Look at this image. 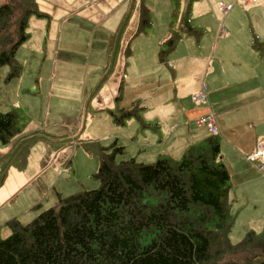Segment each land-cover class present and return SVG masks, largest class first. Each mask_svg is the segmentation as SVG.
<instances>
[{
	"label": "rangeland",
	"instance_id": "374dc122",
	"mask_svg": "<svg viewBox=\"0 0 264 264\" xmlns=\"http://www.w3.org/2000/svg\"><path fill=\"white\" fill-rule=\"evenodd\" d=\"M5 1L0 0V4ZM94 1L35 0L43 15L32 14L28 18L25 29L28 37L16 55L22 65L20 75L6 81L9 68L7 65L0 67V111L15 109L20 115V131L9 143L0 144V239L11 233L5 223L8 219L15 217L27 223L42 210L54 206L58 195L65 197L96 188L99 182L94 174L99 165L100 149L113 141L123 146L117 160L134 157L137 161L152 163L158 159L182 157V154L174 156L177 148L165 140L173 118L179 121L180 117L179 113H173L174 108L177 109L171 88L173 68L155 58L156 53L158 56L165 50L162 38L166 32L170 33L169 24L164 31L161 21L165 16L173 22L170 23L176 29H171V33L182 37L169 52L183 51L186 47L181 43L185 38H193L194 45L201 51V40L205 38L216 44L221 37L217 30L224 14L215 11L217 2L212 0L209 11L216 16L214 23L206 26L192 22V27L195 25L201 31L198 37H193L194 33H181L177 29L183 0H144L145 7L150 9L152 25L135 34V29L128 28L134 12L126 17L123 32H127L128 40L131 39L123 48L126 70L123 82L118 81L113 91L118 56L114 61L106 60L102 52L97 51L100 46L97 38L104 40L105 32L111 29L110 25L119 22L121 11L128 8L132 0H121L119 6L113 8L115 22L106 21L103 13V17L91 20L93 12L90 9L98 4L101 6V2ZM186 1L187 6L189 2L193 4L192 13L196 12L194 7L199 2L206 4V0ZM229 1L223 3L230 4L232 1ZM137 11L139 13V6ZM246 11L243 4L236 2L224 18L225 32H234L228 20L237 12L232 19L235 33L244 31L248 42L252 43V38L260 41L263 31L243 21ZM171 14L174 15L168 16ZM123 32L115 38L116 43L122 40ZM203 33L211 34L212 38ZM128 45L129 53L126 51ZM208 49L212 56L215 45ZM220 52L221 42L214 56ZM234 55L238 57L242 53L237 49ZM166 61L169 62L168 58ZM207 67L208 62L205 72ZM160 68L165 69L170 78L168 82L162 78ZM207 89L205 86L206 94ZM260 97L264 104L263 95ZM133 106L137 108L134 114L124 116L125 110ZM149 110L159 111L160 115L146 120L144 113ZM115 116H121L122 121H116ZM188 147L185 146L184 152ZM217 161L222 162L219 157ZM257 163L250 162L247 166L228 163L226 166L231 184L229 201L235 213L228 236L231 243L238 242L249 230L260 233L264 228V179L260 174L255 175L257 178L245 179L250 169L257 173Z\"/></svg>",
	"mask_w": 264,
	"mask_h": 264
},
{
	"label": "trees",
	"instance_id": "16d2710c",
	"mask_svg": "<svg viewBox=\"0 0 264 264\" xmlns=\"http://www.w3.org/2000/svg\"><path fill=\"white\" fill-rule=\"evenodd\" d=\"M144 4L130 2L118 31L109 38L106 60L114 61L119 45L115 38L136 6L135 34L151 25L150 9ZM32 14L43 15L35 0L0 4V67L9 68L6 81L20 75L16 53L27 40ZM186 17L177 29L197 33ZM171 29L176 28L170 26L160 60L180 38ZM252 47L263 52L264 42L254 40ZM134 110L133 106L123 114L130 116ZM114 119L122 121L121 116ZM19 120L15 109L0 111V144L9 143L20 131ZM122 152L123 146L115 141L100 149L96 188L58 195L54 206L27 223L8 219L11 233L0 239V264H264V228L260 233L247 231L238 242L229 241L235 213L229 201L230 174L217 161L218 137L210 135L191 145L177 160H117Z\"/></svg>",
	"mask_w": 264,
	"mask_h": 264
},
{
	"label": "crops",
	"instance_id": "0c3cea01",
	"mask_svg": "<svg viewBox=\"0 0 264 264\" xmlns=\"http://www.w3.org/2000/svg\"><path fill=\"white\" fill-rule=\"evenodd\" d=\"M94 2L97 4L101 2V6L98 4L97 7L94 6L95 9H90L93 12L90 17L91 20L94 21L98 16L103 17V13L106 21L115 22L114 14L116 10L114 11L113 8L116 7L121 0H95ZM211 2L212 0H206V4L199 2L194 7L196 12L192 13L191 9L193 4L189 2L187 6V1L183 0L182 12L177 18L178 22L187 16L188 24L191 27L193 25L192 22H194L195 25L205 24L206 26H211L216 19V16L209 11V7L212 8L211 5H209ZM216 2V4H218L219 2L229 3L230 1L216 0ZM244 6L247 8V14H245L243 21H246L245 23L249 22L251 25L254 24L259 31H263L260 35V42H264V0H256L255 3ZM185 7H187L186 11L184 10ZM214 9L219 12L216 7H214ZM137 10L138 6L133 10L136 18H132V22L128 27L131 31L134 29L136 30L137 27L139 16ZM126 11L127 7H124L119 15V22L115 25H110L111 29H109L108 33L105 32L104 40H102V38H97V42L100 44L97 51L102 52L106 59L109 58V52L107 50L109 38L116 32L120 19L125 15ZM228 13L224 14V17L220 19L221 21L219 20L217 35L221 37L216 41V44L210 43L208 39L204 38L201 40L200 51L198 47L196 48L194 45L193 38H185L183 43H181L186 47L183 51L175 52L176 50L174 49V52H169L166 55V57L168 56L169 62L166 61V57L161 60L164 61L165 65L169 67L172 66L173 68L171 82V88L173 90L172 97L174 99V107L178 109L174 108L173 113H179L180 117L179 121L173 118L167 130L165 140L170 141V145L177 148L174 156L183 155L185 146L203 143L211 134L206 127L198 126L196 118L204 114L208 108L215 115L218 131L216 137L220 140V153L218 157L222 160L221 163L225 166H227L228 163L231 165H236L237 163L242 166H247V164L250 163L247 157L255 151L257 142L264 140V104H262V98L260 97V94L262 95V89L264 88V51L261 52L254 49L252 47L254 38H252V43L250 41L248 42L247 34L244 31L242 33H235V21L233 23L232 19L237 12L228 20L229 27L233 29L234 32H225L224 18ZM172 15L174 14L168 16ZM161 22L164 23V31L166 30V24H169L171 28L172 26L174 27V25L171 24L173 22L165 19V16ZM95 25H97V23ZM195 25L194 28H192L197 33L191 36L198 37L201 31ZM237 29L241 28L238 27ZM168 34L169 31L163 36V41ZM122 35L123 38L119 40L118 45L119 53L116 55L118 56L117 74L115 76L116 81L115 84H113L114 86H111L113 91L116 89L118 81L123 82V74L125 73L127 64L123 48H125V45L131 40H128L127 32ZM204 35L205 37H211L209 33H203V36ZM181 39L182 37H180L179 41ZM220 42L221 52L220 54L217 53V56H214ZM214 45V53L211 56L208 52V48L210 47L211 50ZM237 49L242 53V55L238 57L234 55ZM122 52L124 53V57H122ZM127 52H130L129 45ZM155 58L159 59L157 53ZM207 62L208 67L205 72ZM161 64L163 63L161 62ZM222 72L224 73L223 75L220 74ZM161 73L162 78L168 82L170 78L167 76L165 69H161ZM205 86L209 88V90L207 89L208 94H206L207 103L202 104L193 102L191 96L202 88L205 90ZM119 91L120 90L117 92L119 93ZM224 159H226L227 162L223 161ZM249 172L250 175L245 176L246 180L252 179L251 176L257 178L255 175L260 174L258 170L256 173L255 169H250Z\"/></svg>",
	"mask_w": 264,
	"mask_h": 264
},
{
	"label": "built area",
	"instance_id": "2783aa9c",
	"mask_svg": "<svg viewBox=\"0 0 264 264\" xmlns=\"http://www.w3.org/2000/svg\"><path fill=\"white\" fill-rule=\"evenodd\" d=\"M236 2H240L243 5H248V4L255 3L256 0H232L230 4H224L223 2H219L217 4V9L219 12L226 14L231 10L232 6ZM262 95L264 97V88L262 89ZM191 99L193 102H196V103H202V104L207 103V95H206L204 88H202L201 90L193 94L191 96ZM196 122L198 126L206 127L209 130L211 135L213 136L217 135L218 131H217V126H216L215 115L208 108L204 114L196 118ZM247 160H249L250 162L258 161V163L255 166L258 172H260V174L262 175L264 179V140H260L257 142L255 151L247 157Z\"/></svg>",
	"mask_w": 264,
	"mask_h": 264
},
{
	"label": "clouds",
	"instance_id": "9594fccd",
	"mask_svg": "<svg viewBox=\"0 0 264 264\" xmlns=\"http://www.w3.org/2000/svg\"><path fill=\"white\" fill-rule=\"evenodd\" d=\"M172 109H171V106L168 107V112H170ZM160 115V112L159 111H155V110H149V111H146L144 113V118L146 120H152L153 118L157 117Z\"/></svg>",
	"mask_w": 264,
	"mask_h": 264
}]
</instances>
